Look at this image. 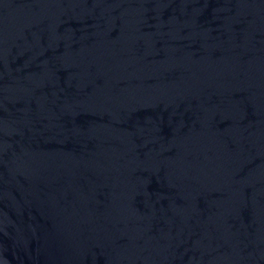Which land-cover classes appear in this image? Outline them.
Here are the masks:
<instances>
[{"label": "water", "instance_id": "95a60500", "mask_svg": "<svg viewBox=\"0 0 264 264\" xmlns=\"http://www.w3.org/2000/svg\"><path fill=\"white\" fill-rule=\"evenodd\" d=\"M0 264H264V0H0Z\"/></svg>", "mask_w": 264, "mask_h": 264}]
</instances>
